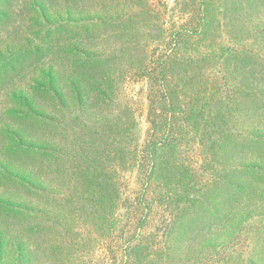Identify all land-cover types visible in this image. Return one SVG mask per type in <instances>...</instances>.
Masks as SVG:
<instances>
[{"label": "rangeland", "instance_id": "374dc122", "mask_svg": "<svg viewBox=\"0 0 264 264\" xmlns=\"http://www.w3.org/2000/svg\"><path fill=\"white\" fill-rule=\"evenodd\" d=\"M211 1L222 30L220 36H214L218 39L211 43L213 50L229 46L240 52V75L233 81L229 51L222 50L225 58L219 63L223 64L219 76L228 80L224 88L236 91L240 87L245 93H256L237 95L241 102L237 114L242 117L235 130L244 128L264 136V0ZM174 6L175 0H0V197L16 189L13 181L4 178L7 171L45 192V198L37 196L30 208L49 203L58 211L65 206L62 216H70L67 220L58 218L62 225L56 227L58 231L53 230V239H48L44 233L35 232H24L25 237H21L23 229L19 228L30 230L40 219L27 220L0 212V264H51L48 258L57 264L61 255L53 253L52 247L65 246V238L69 241L72 237L69 233L76 232L75 240L86 247L92 230L98 234L96 230L103 227L97 226L94 218L105 217V224L108 219L112 222L114 210L109 198L105 206L111 204L110 211L106 209L105 216L100 211L99 183L103 177L106 182L113 179L110 167L115 145L111 131L101 126L111 120L116 109L123 112L129 107L138 122L141 144L148 129V84L134 77L123 58L117 61L114 72L106 68V74L105 70L83 68L78 63L87 56L114 50L120 49L121 54L122 46L127 53L129 43L134 41L149 46L150 39L161 36L157 28L160 18L168 28L176 19ZM195 9H184L185 26L191 17L196 23L199 12ZM148 20H155L151 32ZM208 72L214 77V72ZM114 78L119 82L115 89L110 81ZM101 88L106 95L103 107L96 103ZM226 98L233 105L237 103L235 96ZM182 147L181 158L196 185L205 182V191L216 174L225 187L216 198V191L207 198V227L202 235L193 240L189 233L174 235L175 251L168 264H264V171H248V167L235 173L229 170L232 162L256 166L264 151H229L221 154V160L217 154L229 170L223 171L213 165L216 156L210 162L207 159V164L205 160V169L201 167L204 161L193 152L198 148L193 142ZM80 149L93 162L89 173L78 172L84 161L76 151ZM121 176L126 193L137 188L138 172L130 170ZM233 182L249 184V191L231 196L232 189L227 185ZM47 194L51 195L49 200ZM160 204L156 202L145 232L162 229ZM212 206L221 212L218 227ZM86 211L90 217H86ZM120 228L115 227L118 235ZM61 232L64 242L58 237ZM31 244L38 245L37 253ZM115 244L118 242L113 241ZM87 251L86 259L92 262L102 259L104 253L91 246Z\"/></svg>", "mask_w": 264, "mask_h": 264}, {"label": "trees", "instance_id": "16d2710c", "mask_svg": "<svg viewBox=\"0 0 264 264\" xmlns=\"http://www.w3.org/2000/svg\"><path fill=\"white\" fill-rule=\"evenodd\" d=\"M211 2V0H175V6L172 9H177L178 13L174 15L176 19L170 21L171 26L168 28L163 26L164 20L160 18L157 28L161 31V36L150 39L149 46L134 41L127 44L129 46L127 53H124L126 48L122 46L121 54H119L120 49L114 50L106 54L87 56L78 63V66L83 68L105 70L104 74H106V68L114 72L117 61L121 58L125 59L134 77L138 81L143 79L148 84L146 117L148 129L140 144L138 128H136L138 122L132 118L133 111L129 107L124 108L123 112H120V108L116 109L111 114V120L102 123L101 127L112 133V144L115 145V150L110 167L113 179L106 182V178H101L99 189L102 199L99 204L100 211L105 216V210L110 211L111 208V204L105 206L107 199L112 201L114 210L112 222L108 219L105 224V217L94 218L97 226L103 227L96 230L98 234H94L95 231L92 230V235L88 238L89 245L86 247L77 243L76 232L69 233L72 237L69 241L65 238V246L55 244L52 247L53 253L59 252L61 255L57 259V264H168V258L175 251V245H172L174 235L189 233L193 235L190 237L192 240L198 237L197 235H202L207 227L206 209L209 208L207 198L215 191L214 198H216L219 190L225 187L221 183L220 176L216 174L212 175L213 181L205 191L203 189L205 182L200 186L196 185L190 178L189 168L181 158L182 146L191 142L198 146L197 150L193 149V152H196L197 156L204 161V164L201 163L204 169L205 160L207 164V159L210 162L217 154H220L221 160V154L229 151L239 154L245 150L255 153L264 151L260 149L264 147V136L248 132L244 128L241 131L235 130L242 117L237 114L241 108L237 95L251 94L248 96H252L256 93H245L244 88L240 90V87L235 88L236 91L224 88L228 80L227 77L223 79L219 76V69L223 66L219 63L225 58L222 50L229 51L230 76H235L232 78L233 81L239 79L240 75L238 72L240 52L237 47L229 46L226 48L219 46L213 50L212 44L218 39L214 36H220L222 30L217 13L212 10ZM196 7L199 12L197 24L191 17V22L189 20L188 23L186 22L188 25L185 26L182 22L187 15L184 9ZM154 21H146L149 32L154 29ZM210 33L213 35L209 36L208 40ZM208 70L214 72V77L211 74V78ZM245 74L249 77V73ZM167 78L171 79L173 84L168 83ZM110 81L115 89L119 83L118 80L114 78ZM98 91L96 103L103 107L106 95L102 88ZM233 96L237 102L235 105L226 98ZM241 148L243 150L240 151ZM76 151L84 160L78 172L85 170L89 173L93 168L90 156L84 155L81 149ZM86 152L92 154L90 150ZM257 160V165L251 167L232 162L229 170L235 173L248 167L246 168L248 171H264V157ZM213 165L216 169L229 171L219 162L217 156ZM130 170H135L140 176L137 178V188L126 193V184L120 178L124 172ZM4 173V178L13 181L16 189L0 197L1 214L18 216L27 220L40 219L41 222L30 230L27 227L19 228L23 229L21 237H25L24 232L28 235L35 232L44 233L48 239H53V230L58 231L59 228L56 227L62 225L58 218L62 216L65 206L63 210L57 211L46 202V205L43 203L36 208H30L37 196L40 199L45 198V192L39 187L28 185V182H24L19 175H13L7 171ZM248 186L249 184L238 182L227 185L232 189L231 196L243 193L245 190L249 191ZM50 196L47 194L48 200ZM156 202L161 203L163 207L164 217L160 225L162 229L156 228V231L145 232L150 217L154 213ZM212 212L215 216V226L218 227L221 212L218 208L214 211V206H212ZM85 215L90 217L91 214L86 211ZM189 220L191 222H188ZM90 221L92 223L93 220L90 218ZM186 223L191 226L188 227ZM93 225L95 226L94 223ZM120 225L122 228L118 235L115 227ZM58 237H63L62 232ZM190 238L188 236V241H191ZM112 239L118 244L112 245ZM62 241L64 242V237ZM34 245L37 253L38 245ZM34 245L31 244V246ZM90 246L104 250L102 259L98 258L96 262L86 259L87 248ZM71 249L73 252L69 255L68 251ZM64 250L66 253L63 254ZM49 259L47 261L53 264V261Z\"/></svg>", "mask_w": 264, "mask_h": 264}]
</instances>
